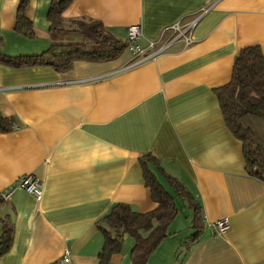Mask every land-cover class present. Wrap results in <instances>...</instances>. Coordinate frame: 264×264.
Wrapping results in <instances>:
<instances>
[{
    "label": "crops",
    "instance_id": "1",
    "mask_svg": "<svg viewBox=\"0 0 264 264\" xmlns=\"http://www.w3.org/2000/svg\"><path fill=\"white\" fill-rule=\"evenodd\" d=\"M51 1H28L35 32L28 38L14 31L19 0H0L4 55H38L52 41L78 38L50 30ZM206 9L190 45L176 42L136 66L126 49L109 60H76L67 72L0 63V113L16 125L0 131V193L9 192L0 198V233L2 218L12 228L0 264H54L65 252L69 264H98L99 221L110 206H156L143 154L181 182L202 218L191 241L194 210L176 203L170 234L146 264H264V182L246 173L215 94L240 49L258 46L264 55V0H71L61 15L98 21L124 42L127 26L138 23L145 46ZM28 173L42 183L40 199L18 184ZM222 218L229 227L217 234L213 223ZM133 246L125 235L108 264H131Z\"/></svg>",
    "mask_w": 264,
    "mask_h": 264
},
{
    "label": "trees",
    "instance_id": "2",
    "mask_svg": "<svg viewBox=\"0 0 264 264\" xmlns=\"http://www.w3.org/2000/svg\"><path fill=\"white\" fill-rule=\"evenodd\" d=\"M28 1L18 2L14 31L33 38V24L25 15ZM70 2L52 0L47 19L52 32L76 33L77 39L52 41L48 49L38 55L11 57L1 52L0 38V63L15 68L42 64L67 72L76 60H109L125 49L126 41L114 37L98 21L79 18L65 20L61 14ZM215 94L226 127L241 142L246 173L264 182V55L258 46L242 48L235 54L230 79L217 88ZM14 126L12 118L0 113V131H10ZM140 160L144 182L156 206L150 211L139 212L127 204H112L99 221L102 223L99 228L103 243L98 253V264H108L111 255L121 250L125 235L134 239L130 253L131 264H146L150 253L170 234L168 226L177 214L178 207L173 194L163 185L162 178L173 189L175 196L184 199L186 205L194 210L191 223L193 231L188 238L193 241L201 231L200 207L193 202L194 198L181 182L164 172L154 155L143 154ZM2 223L0 255L8 250L12 231L3 218Z\"/></svg>",
    "mask_w": 264,
    "mask_h": 264
},
{
    "label": "built area",
    "instance_id": "3",
    "mask_svg": "<svg viewBox=\"0 0 264 264\" xmlns=\"http://www.w3.org/2000/svg\"><path fill=\"white\" fill-rule=\"evenodd\" d=\"M208 9L202 10V12L195 18L186 21H176L167 26L169 32L168 37L163 41H151L149 40L145 46L140 44L142 36L141 26L138 23L131 24L126 28L125 49L131 54L132 62L129 66H136L148 60L155 59L160 53L168 50L174 43L182 42L183 45L188 46L194 40L192 38V32L196 27L200 18L206 13ZM98 76L94 79L100 78ZM16 126V125H15ZM14 126V127H15ZM19 186H21L27 193L33 195L36 199H40L42 195V183L33 174H24L19 178ZM9 192L0 193V198L6 199ZM214 232L217 234H223L229 227L228 218H222L213 223ZM70 259L68 252H65L61 258L54 264H69Z\"/></svg>",
    "mask_w": 264,
    "mask_h": 264
},
{
    "label": "rangeland",
    "instance_id": "4",
    "mask_svg": "<svg viewBox=\"0 0 264 264\" xmlns=\"http://www.w3.org/2000/svg\"><path fill=\"white\" fill-rule=\"evenodd\" d=\"M162 183H163V185L171 192V194H173V195H175L174 194V191H173V189H171L168 185H167V183L165 182V181H163L162 180ZM176 197V203H178V206L181 208L182 207V205H183V203H185L186 201L184 200V199H181V198H179V197H177V196H175ZM186 204V203H185ZM187 215V211L184 213V216H186ZM186 217H188V216H186ZM190 220V219H189ZM190 222H188V225H190L189 224ZM189 231L190 232H192V228L191 227H189Z\"/></svg>",
    "mask_w": 264,
    "mask_h": 264
}]
</instances>
